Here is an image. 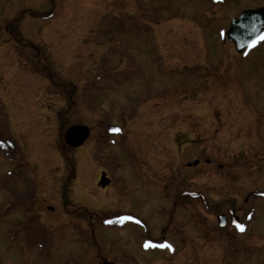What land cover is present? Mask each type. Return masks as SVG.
I'll return each mask as SVG.
<instances>
[{
	"label": "rangeland",
	"instance_id": "obj_1",
	"mask_svg": "<svg viewBox=\"0 0 264 264\" xmlns=\"http://www.w3.org/2000/svg\"><path fill=\"white\" fill-rule=\"evenodd\" d=\"M261 3L0 0V264H264V43L225 37Z\"/></svg>",
	"mask_w": 264,
	"mask_h": 264
},
{
	"label": "water",
	"instance_id": "obj_2",
	"mask_svg": "<svg viewBox=\"0 0 264 264\" xmlns=\"http://www.w3.org/2000/svg\"><path fill=\"white\" fill-rule=\"evenodd\" d=\"M263 26L264 6L254 10H245L241 15L234 18L231 21L227 35L230 40L236 43L238 50H241L245 45L252 44V41L256 39ZM89 132V128L85 125H73L65 132L64 138L67 144L76 147L88 138ZM108 182L109 180L103 176L101 180L103 186Z\"/></svg>",
	"mask_w": 264,
	"mask_h": 264
},
{
	"label": "snow or ice",
	"instance_id": "obj_3",
	"mask_svg": "<svg viewBox=\"0 0 264 264\" xmlns=\"http://www.w3.org/2000/svg\"><path fill=\"white\" fill-rule=\"evenodd\" d=\"M260 40H264V35L260 36L258 38V40H255V41H252V44H255V43H258ZM112 131L114 132H119L121 131L119 128H115V129H112ZM3 142L0 141V144H2ZM124 220H135L134 217H121L119 218V221L118 222H123ZM137 223H139V221H136ZM237 227L240 229V230H243L244 229V225H240V224H237ZM147 246H153L151 241L147 242ZM163 247H167V248H171V244H165V245H162Z\"/></svg>",
	"mask_w": 264,
	"mask_h": 264
},
{
	"label": "bare ground",
	"instance_id": "obj_4",
	"mask_svg": "<svg viewBox=\"0 0 264 264\" xmlns=\"http://www.w3.org/2000/svg\"><path fill=\"white\" fill-rule=\"evenodd\" d=\"M264 43V42H263ZM261 45H259L258 47H256L255 49L259 48Z\"/></svg>",
	"mask_w": 264,
	"mask_h": 264
},
{
	"label": "flooded vegetation",
	"instance_id": "obj_5",
	"mask_svg": "<svg viewBox=\"0 0 264 264\" xmlns=\"http://www.w3.org/2000/svg\"><path fill=\"white\" fill-rule=\"evenodd\" d=\"M110 184H111V182H110ZM110 184H109V185H110ZM109 185H108V186H109ZM106 187H107V186H106Z\"/></svg>",
	"mask_w": 264,
	"mask_h": 264
}]
</instances>
